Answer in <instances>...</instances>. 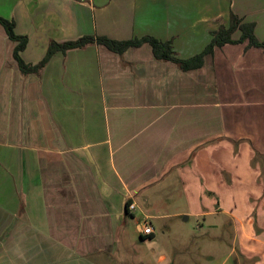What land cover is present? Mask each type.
I'll list each match as a JSON object with an SVG mask.
<instances>
[{"label":"crops","instance_id":"1","mask_svg":"<svg viewBox=\"0 0 264 264\" xmlns=\"http://www.w3.org/2000/svg\"><path fill=\"white\" fill-rule=\"evenodd\" d=\"M262 1L0 0V16L27 36V63L84 35H149L187 58L230 11L264 39ZM14 46L0 24V264H144L131 254L156 220L223 213L236 178L264 177V49L227 43L183 71L146 42H92L22 74ZM177 194L186 207L165 211Z\"/></svg>","mask_w":264,"mask_h":264},{"label":"rangeland","instance_id":"2","mask_svg":"<svg viewBox=\"0 0 264 264\" xmlns=\"http://www.w3.org/2000/svg\"><path fill=\"white\" fill-rule=\"evenodd\" d=\"M256 159L261 173L264 166L260 165L261 158L256 156ZM252 164L256 166L255 159L248 161L249 167ZM225 177L229 180L228 175ZM250 179L255 184H251ZM236 180L239 181L234 192L225 194L223 213L201 217L188 214V218L183 214L156 220L155 238L147 239L143 248H136V253L130 247L134 252L131 257H138V262L144 264H264V177L250 178L247 174ZM174 196L172 194V198ZM179 197L177 194L176 200L165 202L164 210L177 211L176 206L183 208L185 201L180 202ZM247 219L251 223L246 224ZM130 232L136 234L133 227ZM159 254L165 257L161 263H158Z\"/></svg>","mask_w":264,"mask_h":264},{"label":"trees","instance_id":"3","mask_svg":"<svg viewBox=\"0 0 264 264\" xmlns=\"http://www.w3.org/2000/svg\"><path fill=\"white\" fill-rule=\"evenodd\" d=\"M0 24L3 26L9 39L15 42L13 56L22 74L37 73L56 51L65 52L69 49L81 48L92 42L103 45L118 54H122L129 47H136L146 42L151 46L155 59L171 61L183 71L200 67L203 64L205 55L211 54L215 47H221L227 43L234 44L246 41V48L254 46L264 49V39H258L254 33L255 23L243 21L241 17L233 11H230L227 23L220 21L217 28L210 32L211 38L204 48L187 58L176 56L171 47L170 40L162 41L149 35L125 40H117L104 35H84L71 40H50L44 56L37 63L32 64L24 61L20 55V52L27 44V36L15 32V23L12 19H6L0 16ZM236 30H239L240 34L238 38H233L232 34ZM126 205L128 206V201Z\"/></svg>","mask_w":264,"mask_h":264},{"label":"built area","instance_id":"4","mask_svg":"<svg viewBox=\"0 0 264 264\" xmlns=\"http://www.w3.org/2000/svg\"><path fill=\"white\" fill-rule=\"evenodd\" d=\"M78 2L84 3V2H91L92 0H76ZM129 209H133L134 208V204L130 203L128 205ZM139 227H140V232L143 235H149L153 232L152 226L149 223V221L147 220V218H143L139 221Z\"/></svg>","mask_w":264,"mask_h":264}]
</instances>
